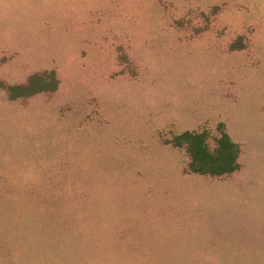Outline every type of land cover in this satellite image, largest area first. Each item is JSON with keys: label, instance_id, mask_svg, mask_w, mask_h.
Returning <instances> with one entry per match:
<instances>
[{"label": "rangeland", "instance_id": "1", "mask_svg": "<svg viewBox=\"0 0 264 264\" xmlns=\"http://www.w3.org/2000/svg\"><path fill=\"white\" fill-rule=\"evenodd\" d=\"M0 264H264V0H0Z\"/></svg>", "mask_w": 264, "mask_h": 264}, {"label": "trees", "instance_id": "2", "mask_svg": "<svg viewBox=\"0 0 264 264\" xmlns=\"http://www.w3.org/2000/svg\"><path fill=\"white\" fill-rule=\"evenodd\" d=\"M57 80L52 72L32 75L26 85L9 87V98L19 91L21 95L55 91ZM212 138L207 131L183 132L173 136L166 144L183 149L188 157L186 172L208 177L222 178L231 175L240 167L241 147L234 143L221 128Z\"/></svg>", "mask_w": 264, "mask_h": 264}]
</instances>
